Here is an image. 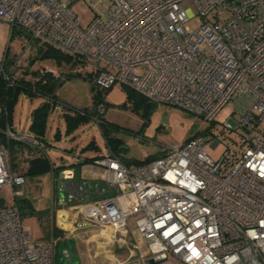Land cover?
Returning a JSON list of instances; mask_svg holds the SVG:
<instances>
[{"label": "built area", "instance_id": "1", "mask_svg": "<svg viewBox=\"0 0 264 264\" xmlns=\"http://www.w3.org/2000/svg\"><path fill=\"white\" fill-rule=\"evenodd\" d=\"M185 1L109 0L84 25L71 0H0V21L10 33L22 32L89 66L97 91L118 82L207 121L231 102L234 120L223 121L221 132L234 131L236 139L218 160L207 152L210 141L213 149L219 144L212 132L139 164L127 165L109 150L82 174L116 192L82 204L76 217L109 227L127 245L128 217L139 213L135 227L151 256L141 264H264V0H192L195 11ZM197 16L206 19L190 29L187 22ZM6 58L5 50L0 81L13 86ZM2 135L45 147L8 123L0 127V189L10 185L13 199L0 203V264H54L57 239L34 242L23 223L15 199L25 178L13 169ZM59 198L62 205L76 202Z\"/></svg>", "mask_w": 264, "mask_h": 264}, {"label": "rangeland", "instance_id": "2", "mask_svg": "<svg viewBox=\"0 0 264 264\" xmlns=\"http://www.w3.org/2000/svg\"><path fill=\"white\" fill-rule=\"evenodd\" d=\"M109 0H71L70 7L82 24H86L95 13L104 10ZM185 6L195 11L192 0H186ZM226 16V12L218 14ZM206 18L195 17L187 22L190 29H195ZM38 41L30 39L24 33L15 30L10 33V26L0 21V57L8 47L6 66L13 75L24 76L28 81L40 80L39 73L52 71L46 86L56 98L55 105L49 109L46 118L43 156L49 158L54 170L47 172L25 173V182L19 187L22 195L16 202L22 212V220L29 230L32 241L44 239L46 231L51 228V211L57 205L59 197L57 167L60 164L85 157L105 156L108 154L106 137L118 143V151L126 162L134 164L148 157L162 155L165 148L180 145L189 137L199 132H212L219 140L216 148H207L208 154L218 160L225 149L236 139L234 131L221 132V124L226 119L234 120L233 104L226 103L215 115L213 121L189 113L185 109L147 99L136 102L127 94V89L116 82L111 87L97 91L93 72L89 66L57 64L53 59L41 56ZM137 72H142L138 67ZM47 90V89H46ZM46 93L43 90H40ZM32 95L20 90L14 100L10 123L18 134L33 135L30 132L32 111L45 97ZM96 93L103 111L99 117L104 129L98 125L95 117L81 120L78 124L67 126L65 113L74 115L77 110L92 111L96 105ZM21 143V142H20ZM48 143V144H46ZM93 146H87L88 144ZM17 145V156L12 151V161L21 171H25L30 156L39 154L40 150L21 143ZM39 150V151H37ZM60 171V172H59ZM52 172H54V182ZM56 180V181H55ZM12 188L5 185L0 189V203L11 202ZM139 213L130 215L127 220L128 236L137 237L135 218ZM48 230V231H49ZM47 231V232H48ZM172 256L169 255V258ZM175 264L178 263L174 260ZM54 264H58L55 256Z\"/></svg>", "mask_w": 264, "mask_h": 264}, {"label": "trees", "instance_id": "3", "mask_svg": "<svg viewBox=\"0 0 264 264\" xmlns=\"http://www.w3.org/2000/svg\"><path fill=\"white\" fill-rule=\"evenodd\" d=\"M38 49H39L41 56L53 59L57 64H69V65H73V66L76 64L83 65L75 57H72L68 54H65L62 51L58 50L57 48H55L51 45L39 43ZM6 53L8 55V47L6 48ZM49 79H50V76H49V78L43 76L40 78V80H38V81L36 80L34 82H31V81L26 80L24 78V76H16V83L13 86H7L4 82L0 81V104L5 108V111H3L0 114V127L4 128L6 123H8L11 126V123H10L11 111L13 109L14 100H15L18 92L21 89L27 91L28 93H30L32 95L43 93L40 91V90H43L46 93H43L42 95L45 97L46 100H43L37 107H35L33 109V111H32V122L30 124V132L35 137H37L39 140L44 142L47 113L49 112V109H51L56 103V98L54 97L53 94H51L49 92L50 88L46 86V83ZM127 94L129 97H132L134 100H136V102H137V100L141 101V100L146 99L145 97H143V96H141V95H139V94H137V93H135L129 89H127ZM98 96H99L98 93H96V102H95L96 105L94 106V109L92 111L77 110V111H75L76 113L74 115L69 114V113H65V120L67 121L68 128H70L72 125L76 124V122L78 124L81 120H86L90 117H95V119L98 120V125H99V127H101V130L103 132V130H104L102 128L103 120H102V118H100L98 116L99 113L97 111V106L100 103V99L98 98ZM199 133H202V132H199ZM1 140L5 144V146L7 147L8 151H9V155H10L11 160H12V151L13 150L16 151V148H14V147L17 145H23V144H21L18 141H14V140L6 141L3 135L1 136ZM113 142L109 137L108 138L106 137V145L109 148V150H111L113 153H115L119 157H121L122 161L125 164L130 165V163L126 162L125 159L121 156V154L117 150L118 149V143L117 142L113 143ZM87 146H93V145L90 143ZM159 156H161V154L156 155V156H152V157H148L142 161L135 162L134 164H139V163H143L146 161H150V160L157 158ZM99 157H101V156H95L92 158L85 157L83 160L77 162L76 165H82V164H85L87 162H92V161H94V159H97ZM14 165H15V163L12 161L13 169H14ZM57 168L60 171L62 170L60 168V166ZM55 169H54V166L52 165V163L50 162L49 158H47L46 156H43V154L39 153V154H36V155H34L28 159L27 168L25 169L24 172H22V174L24 175L25 173L47 172L49 170L55 171ZM16 199H15V202H16ZM16 204H17V202H16ZM21 215H22V212H21ZM51 235L57 239V243L55 246V256H56L57 245L61 241L65 240L67 238L63 237V232L54 225H51V228L47 232L46 237H49Z\"/></svg>", "mask_w": 264, "mask_h": 264}, {"label": "crops", "instance_id": "4", "mask_svg": "<svg viewBox=\"0 0 264 264\" xmlns=\"http://www.w3.org/2000/svg\"><path fill=\"white\" fill-rule=\"evenodd\" d=\"M39 152L42 154V150H40ZM15 156H17L16 151H15ZM81 160L82 159L79 158L64 163L62 165L60 164V168L62 170L66 169V172L64 173L67 176L71 175L72 173L76 174L77 169L79 170L78 173L79 178L76 179L75 177H73L72 179H70L71 181L74 180L85 183L99 182L100 186L98 187V191L92 194L89 193L91 188H83V190H85L86 192L85 196L88 195L87 200L84 201L76 200L75 204H73L72 207L82 205L86 202L97 201L102 197L112 195L116 192L114 187H108L103 181L95 179L90 174H82V171L89 170L92 164L91 162H87L82 165H76V163ZM14 170L17 172H24L21 171L16 164L14 165ZM52 176L54 182V172H52ZM60 181H62L61 185L59 184ZM67 182L68 179L66 178L61 179L58 177L57 184H58L59 192L61 191L60 186L64 187V184H67ZM104 187L105 189L103 190ZM92 189L94 190L95 187ZM65 191L66 189L64 188V192ZM59 197H58L57 205L53 206V210L51 211V215H50L51 224L56 226L58 229H60L63 232V237L65 238L70 237L74 239L75 251L79 256L80 264H141L142 257L144 258L146 257L147 259L151 258L148 252L146 241L138 237V235L137 237L127 236V245H121L118 241L115 240L112 234V230L109 227L100 228V227L88 225L86 223V225L83 224V226L75 228L67 224L66 222L64 223L62 219L63 214L64 215L67 214L66 215L67 217L69 215L76 217L77 211H72L70 209L71 206L68 207L67 205H62L60 203ZM79 222L84 223L83 221H79ZM61 224H65L64 225L65 229L61 228ZM47 231L45 233L44 239L49 238L46 237ZM137 244H138V248H133V245H137Z\"/></svg>", "mask_w": 264, "mask_h": 264}, {"label": "water", "instance_id": "5", "mask_svg": "<svg viewBox=\"0 0 264 264\" xmlns=\"http://www.w3.org/2000/svg\"><path fill=\"white\" fill-rule=\"evenodd\" d=\"M52 71H46L43 73H39V77H48L50 75H52ZM64 172H66V169L61 170V173L59 174V178L63 179L66 178L68 179L67 184H64L63 186H60V197H63L65 195H68L69 197H73V200H80V201H84L87 200V196H85V190H83V188H91L89 193H95L98 191V187L100 186V183H94V182H89V183H85V182H79V181H74V180H70L73 177H75L76 179L79 178V170L77 169V173L74 174L72 173L71 175H66ZM59 184H62V181L59 182ZM95 189L93 190L92 188ZM64 188L66 189V191L64 192ZM105 189V187L103 188V190ZM71 206V207H70ZM85 205H78V206H74L72 207V205L68 204V207H70V209L72 211H78L81 212L83 207ZM67 215V214H66ZM63 214L62 219L63 222L77 228V227H81L84 225H86V223H82L79 222V220L77 219V217H73L72 215H69L68 217ZM65 224H61V228L65 229ZM56 258H57V262L58 264H80V260H79V256L77 255L76 251H75V241L73 238H67L63 241H61L58 245H57V249H56Z\"/></svg>", "mask_w": 264, "mask_h": 264}]
</instances>
